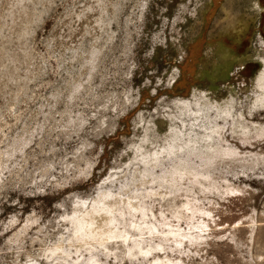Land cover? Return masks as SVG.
I'll list each match as a JSON object with an SVG mask.
<instances>
[{
  "label": "rangeland",
  "instance_id": "obj_1",
  "mask_svg": "<svg viewBox=\"0 0 264 264\" xmlns=\"http://www.w3.org/2000/svg\"><path fill=\"white\" fill-rule=\"evenodd\" d=\"M0 264H264V0H0Z\"/></svg>",
  "mask_w": 264,
  "mask_h": 264
},
{
  "label": "bare ground",
  "instance_id": "obj_2",
  "mask_svg": "<svg viewBox=\"0 0 264 264\" xmlns=\"http://www.w3.org/2000/svg\"><path fill=\"white\" fill-rule=\"evenodd\" d=\"M82 231H84V226L79 225V227L77 229V233L80 234ZM105 246L107 249L113 250L114 252H120L121 251V246L118 243H113V240H109Z\"/></svg>",
  "mask_w": 264,
  "mask_h": 264
}]
</instances>
